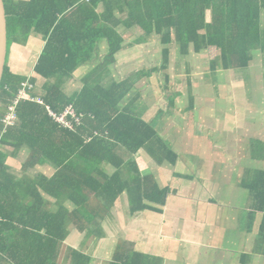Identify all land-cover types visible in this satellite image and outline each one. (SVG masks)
<instances>
[{"label":"trees","instance_id":"trees-1","mask_svg":"<svg viewBox=\"0 0 264 264\" xmlns=\"http://www.w3.org/2000/svg\"><path fill=\"white\" fill-rule=\"evenodd\" d=\"M3 2L7 46L35 36L43 49L30 77L11 73L6 65L0 84V264H56L71 231L86 239L103 238L98 220L103 215L90 207L91 198L106 208L125 197L131 216L162 213L171 190L161 188L153 175L142 176L134 157L143 153L148 163L174 166L177 156L165 139L171 122L164 125L160 111L153 120L146 111L148 99H141L136 86L144 80V87H156L152 75L167 68L172 49L178 66L214 47L217 55L208 62L212 80L218 71H245L254 53L264 68V0ZM136 30L141 35L126 43L125 34ZM153 44L163 47L160 67L118 80L117 54ZM101 46L106 51L100 57ZM78 69L88 73L66 95L64 85ZM163 78L169 80L168 75ZM206 79L204 71L201 80ZM26 80L32 85L27 91L31 99L38 97L42 104L20 101L15 124L5 127L4 110ZM40 80L43 85L38 86ZM192 86L187 82L190 107L195 101ZM67 106L80 118L72 129L59 127L46 110L58 114ZM18 151L22 171L34 170L36 178L10 173L7 159ZM241 184L252 205L264 213V170ZM259 233L264 236V223ZM66 249V264L92 263L85 253ZM115 251L108 264H143V256L129 244Z\"/></svg>","mask_w":264,"mask_h":264},{"label":"rangeland","instance_id":"rangeland-1","mask_svg":"<svg viewBox=\"0 0 264 264\" xmlns=\"http://www.w3.org/2000/svg\"><path fill=\"white\" fill-rule=\"evenodd\" d=\"M140 35L141 31L136 30L127 35L125 34L124 39L126 43H132ZM31 38L29 37V40H26L24 43L23 39H21L20 43H17L13 47L10 41L8 42L6 65L9 69L13 70L14 74H31V67L39 45V41H36L39 38L34 40ZM28 41H33L29 49L26 48ZM162 48L161 45L153 44L148 48H140L123 53L121 63H117L116 65V68L120 69L119 76L124 78L123 65L126 67L127 64H135L138 61V64L126 67L127 71L129 72L134 69L147 71L159 68L161 65L160 55L162 54ZM100 53V57L105 54L103 50ZM215 55L216 51L208 49L202 55V58L201 56L199 59L196 58L197 61L187 60L175 66L177 59H174V50L172 49L167 68L165 70L162 69L163 71L159 70L153 75L154 83L157 84L156 87L154 86L156 90L151 85L144 87L146 86V81L144 80L138 83L136 88L141 89V99L147 98L153 110L157 107L159 108L162 114L161 117H164L162 118L164 125L171 122V129L173 130L174 128L173 131L179 135L184 133L185 130L184 141L188 154L194 155L193 161L201 165L203 169L200 178H194L195 184L205 188L207 178L217 180L215 184L216 188H222L224 192H228L230 196H234L224 202L217 200V203L233 206L238 203V196L237 193H232L230 190L235 185L236 179L239 178L240 172L244 173V171H241V169L232 171L230 167L234 165L243 167L246 164V161L241 156H237L235 159V154L240 153L245 155L247 153V138L251 137L252 132L255 138L264 146V68L261 57L259 54L254 53L253 60L245 71H218L215 80H212V74L208 71V62ZM187 68L191 70V73L188 72ZM204 71L207 74L205 81L201 80V74L203 75ZM79 72L83 73V70ZM86 73L88 72L84 69L82 76L85 77ZM164 74L169 76L167 82L164 81V78L161 79ZM187 82L193 84L192 90L193 97L195 98V101L191 102L192 106L190 109V100L186 88ZM40 85H43V81L41 80L38 82V86ZM66 85L67 87H71L74 83L70 81ZM164 86H166L165 89ZM148 87H152V91H148ZM162 88L163 90H161ZM137 94L134 93L131 98ZM27 95H29L28 92ZM34 100L40 101L38 97ZM170 102H172V105L169 104ZM153 110L150 108V112ZM4 111L3 120L10 115L9 108ZM224 112H227L230 117L225 116ZM172 116L175 119H171ZM231 123H234V125H229ZM177 133L176 136H178ZM165 134V139L173 143L174 138H170L168 133ZM199 135H203V139H206V141L200 145H196L194 137ZM160 136L163 137L162 132H160ZM219 142L220 146L224 148L223 152H228L230 159L221 160V162L219 159H205L206 156L204 157V155L209 153V150L214 147V143ZM202 157H204L203 160H195ZM20 162L21 154H19V151L14 155H9L7 165L10 167V173L19 177L36 178L32 175L34 171L20 175L22 174ZM255 169L264 170V162L256 164ZM177 171H181V169H177ZM122 177L123 179L126 177L124 173ZM128 206L129 204L125 197L118 200L113 206L106 208H104V203H98L97 200L91 198L90 207L103 215L98 220L104 237L86 239L84 235H79L75 232L62 247L85 253L92 259L91 264H108L115 254L119 252L115 251L116 248L119 247L121 250V247H124V243L128 240L139 237L145 239L147 232L150 246L152 247L155 244V242H152L154 241L152 234L154 227L147 226L145 223L143 224L141 217L144 214L129 215ZM47 208H49V205H47ZM136 227L139 228L136 230ZM64 257L63 264H65Z\"/></svg>","mask_w":264,"mask_h":264},{"label":"crops","instance_id":"crops-1","mask_svg":"<svg viewBox=\"0 0 264 264\" xmlns=\"http://www.w3.org/2000/svg\"><path fill=\"white\" fill-rule=\"evenodd\" d=\"M31 39L37 38L32 36ZM36 41H39V45L31 67V74L43 49V43L40 38ZM32 42L28 41L27 49H29ZM17 43H12V47L17 45ZM140 48L144 49L140 45L122 49L117 54L119 58L117 63H121L123 53ZM209 49L216 51L214 47ZM101 50L106 51L105 47L101 46L98 49L99 56L101 55ZM138 63L139 61L135 64L130 63L126 67ZM126 67L123 65L124 78L119 76L120 69L117 68L116 75L119 78L118 80H125L139 71L134 69L128 72ZM9 70L13 73V70ZM79 71V69L75 71L72 78L66 82L69 84L72 81L74 83L73 86L67 87V85H64L66 95L69 94L67 91L73 87L76 88V85L81 86L80 80L82 77L84 78L82 76L84 70L83 73ZM104 71L107 72V69ZM31 74L27 75V77ZM188 96L190 98V95ZM150 108L153 110V107H149L147 111L152 116L154 114L156 116L159 108H155L152 112H150ZM224 115L230 117L227 112H224ZM155 116L152 117L153 120ZM171 119L175 118L172 116ZM229 125H234V123ZM170 129L171 126L167 131L168 136L174 138V141L173 143L169 142V145L177 156L174 166L162 165L160 167L151 162L148 163L143 153H138L134 157L139 173L142 176L153 175L161 188L168 187L171 190L161 214L142 213L144 214L141 217L143 224L154 227L152 231L154 241L152 242H155V244L152 247L150 246L147 232L145 239L139 237L128 240L124 243V246L129 244V247L134 252L140 253L143 256V264H264V236L259 233L261 225L264 223L262 222L264 213L258 211L255 205H252L249 190L241 186L243 179L249 178L257 171L255 165L264 162V146L255 138L252 132L251 137L247 138V153L245 155L235 154V159L237 156H241L246 161V164L243 167H238L237 165L230 167L232 171L241 169L244 173L240 172L239 178L236 179L235 185L230 190L232 193H237L238 203L228 206L224 203H217V200L224 202L234 196H230L222 188H216L217 180L207 178L205 188L195 184L194 178H200V174L203 171L202 166L193 161L194 155L188 154L184 141L185 130L184 133L179 135L173 131L174 128L173 130ZM176 133L178 136H176ZM205 141L206 139H203V135L194 137L196 145H200ZM223 150L224 148L220 146V142L214 143V147L204 157L206 156L205 159H219L220 162L221 160H229L228 152H223ZM204 157L195 160L200 161ZM177 169H181V171H177ZM37 174L38 172L34 171L32 175L36 176ZM20 175H24V172L22 171ZM44 208L47 210V205ZM138 228L136 227V230ZM74 233V231H71L69 237L73 236ZM66 251V248H61L56 264H63V257ZM63 253L64 255H62Z\"/></svg>","mask_w":264,"mask_h":264},{"label":"built area","instance_id":"built-area-1","mask_svg":"<svg viewBox=\"0 0 264 264\" xmlns=\"http://www.w3.org/2000/svg\"><path fill=\"white\" fill-rule=\"evenodd\" d=\"M32 85L29 84L28 80L22 83L21 88L17 94V97L13 101L12 105L9 106L10 115L2 120V123L5 127L13 126L17 120V115L15 112V106L17 103L23 100L35 101L38 104H42L41 101L33 100L29 95H27V91L30 90ZM49 117L53 120L54 123L59 125V127L72 129L74 124L79 125L80 118L77 116L76 111L72 106H67L62 112L54 113L49 108L46 107Z\"/></svg>","mask_w":264,"mask_h":264},{"label":"water","instance_id":"water-1","mask_svg":"<svg viewBox=\"0 0 264 264\" xmlns=\"http://www.w3.org/2000/svg\"><path fill=\"white\" fill-rule=\"evenodd\" d=\"M8 55L7 46V22L3 0H0V84L2 81L4 69Z\"/></svg>","mask_w":264,"mask_h":264}]
</instances>
